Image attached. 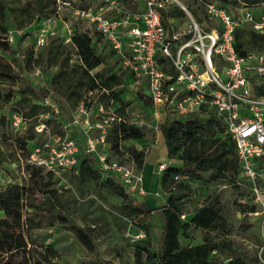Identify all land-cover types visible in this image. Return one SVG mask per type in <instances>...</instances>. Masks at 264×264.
Listing matches in <instances>:
<instances>
[{
	"label": "trees",
	"instance_id": "obj_1",
	"mask_svg": "<svg viewBox=\"0 0 264 264\" xmlns=\"http://www.w3.org/2000/svg\"><path fill=\"white\" fill-rule=\"evenodd\" d=\"M119 1L123 10L138 11L132 4L134 0ZM55 2L56 0H0V33L7 32V12L13 18L14 26L24 29L31 24L38 26L42 17L55 14ZM239 2L248 6H264V0H229L223 3L234 6ZM223 3L221 5L225 6ZM183 16L185 12L175 3L161 9V19L166 27V19L169 17L180 19ZM72 31L66 42L65 38L58 35L36 52L31 46L23 51L17 47L11 49L7 37L0 36V50L4 54H11L9 59L0 55V80L8 83L7 90L0 89V107L10 105L12 113L19 115L22 122L34 120L37 124H43L42 130L48 129L50 135L59 137L65 135L62 125L68 120L59 102L60 97L73 111L80 103L87 108V99L93 92L97 95L107 93L110 100L118 102L120 98L114 87L123 84L128 77L116 65L98 69L105 64V56L97 49L93 36L96 34L100 39L99 34H91L87 30ZM233 43L240 55L248 51H261L264 50V34L248 27H240L235 31ZM73 55L77 58L76 62L71 61ZM157 57L160 62H164L167 72L171 73L170 63L163 57ZM31 64L40 66L44 72L55 68L48 84L34 87L24 76V66ZM254 91L264 96V82L255 85ZM14 94L17 96L14 97ZM138 95L139 98L143 97L141 93ZM46 98H50L56 105L57 112L43 103ZM102 103L100 101L97 108ZM144 106H151L149 97ZM47 111L49 114L45 115ZM119 118L117 121L113 119V124L108 129L106 125L105 141L109 158L114 154L121 164L141 170L147 155L146 146L152 143L148 141L146 126H138L129 119ZM10 125L11 120L0 115V162L6 157L2 147L6 143L15 151L25 152L27 156L29 149L34 146L29 144L34 139L33 134L10 137ZM157 130L164 138L167 158L179 160L181 165L170 164L161 171L160 185L168 193V198L164 205L153 211L162 221L156 249L153 247L151 225L147 221L151 209L138 205L119 182L112 176L102 174L94 154L79 149L77 163L72 168L74 177L79 183L91 182L95 187L108 188L121 198V214L127 219L133 218L132 222L137 230L144 232L143 237L131 243L129 253L133 264H222L219 254H229L232 250L226 218L211 197L192 212H187L184 206L186 199L193 193L192 188L188 182L176 181L174 176L185 173L191 181L209 183L229 177L233 182L238 173L234 141L224 132L223 126L211 111L206 117L188 118L166 113L163 120L158 122ZM125 140L145 141L147 144L141 145V148L132 144L124 150L121 142ZM26 169L29 183L10 182L0 189V264H59L55 260L58 252L54 247L42 245L37 249L36 246L29 245L27 239L29 230L40 227L41 221L47 216H55L88 252H93L95 245L92 227L74 223L65 214L61 187L55 186L57 179L37 165L27 164ZM38 182L40 186L36 187ZM37 192H40L39 199L35 197ZM238 206L242 212L255 209L248 202L238 203ZM181 214H185V219L180 218ZM191 226L203 231L201 241L194 244L181 243V236L189 238ZM120 255L118 253L117 257ZM227 257V264H244L241 256ZM81 264L121 263L89 258Z\"/></svg>",
	"mask_w": 264,
	"mask_h": 264
},
{
	"label": "built area",
	"instance_id": "obj_2",
	"mask_svg": "<svg viewBox=\"0 0 264 264\" xmlns=\"http://www.w3.org/2000/svg\"><path fill=\"white\" fill-rule=\"evenodd\" d=\"M72 0H64L70 4ZM100 10H112L116 16L104 17L100 10L76 9V14L93 24L100 40L108 43L118 56L120 70L126 72L135 87L145 85L151 100L152 116L174 113L183 117H206L209 111L234 141L238 173L232 184L244 185L250 193V215L257 216L264 230V96L256 94L255 85L264 82V50L248 51L240 55L234 47L235 31L248 27L264 34V10L243 2L228 9L214 1L199 0L205 19L197 20L179 0H144L141 11H126L119 0H99ZM176 3L190 19H161V9ZM118 15V16H117ZM55 14L42 17L37 44L44 43V34ZM69 37L67 38V40ZM169 62L168 73L164 62ZM43 103L57 112L56 105L46 98ZM103 110V105H98ZM72 122H80L85 131L96 126L99 133L87 139L86 152L97 159V166L105 176H112L127 192L142 193L143 174L133 167L109 158L105 141L108 118L90 122L88 109L80 103L74 109ZM47 111L45 115H48ZM80 118V119H79ZM117 119H120L117 117ZM138 125H146L141 114L129 118ZM22 122L12 113L11 126ZM71 122V121H70ZM70 122H63V137L51 135L52 143H39L29 149V164L40 166L57 178L59 171L73 168L79 149L74 139L66 137ZM158 120L155 125L157 130ZM42 130L43 124H40ZM101 145V147H98ZM170 160H160L154 169L161 172ZM176 181L191 183L185 173L176 174ZM185 219V214L180 215ZM144 236L139 230L136 239ZM259 258L264 263V252Z\"/></svg>",
	"mask_w": 264,
	"mask_h": 264
},
{
	"label": "rangeland",
	"instance_id": "obj_3",
	"mask_svg": "<svg viewBox=\"0 0 264 264\" xmlns=\"http://www.w3.org/2000/svg\"><path fill=\"white\" fill-rule=\"evenodd\" d=\"M64 0H56L55 19L49 24V30H52L55 34L45 32L44 43L37 44V36L40 28L42 27L40 22L38 26L31 24L24 29H17L12 21L10 13L7 12V32L5 34L0 33V36H6L9 45L12 48L17 47L20 50H24L27 47H32L36 52L43 45L48 43L52 37L60 35L62 38L71 36L73 29L87 30L91 34H95L94 26L87 19L80 17L76 14V9H88L100 10L102 2L99 0H72L70 4H65ZM188 10L192 18L205 19L203 7L199 3V0H179ZM217 4H220L229 0H213ZM136 10L141 11L144 8V0H134L132 3ZM176 4V3H175ZM225 4V3H223ZM225 6L228 9H232L229 3ZM52 7V6H51ZM256 9L264 10V6L257 5ZM184 11V10H183ZM185 12V11H184ZM100 14L104 17L116 16V12L112 10H100ZM118 16V15H117ZM190 16L185 12V16L179 17L180 19H190ZM96 35V34H95ZM94 36L96 41V47L105 56V64H102L98 69H104L106 66H113L120 70L118 56L110 48L107 42L100 40L97 35ZM98 38V39H97ZM97 42H101L97 44ZM4 55L6 58H10L11 54H4L0 50V55ZM72 62H76L75 55L72 56ZM55 72V68H50L47 71H43L40 66L31 64L24 66V76L31 81L34 87H39L44 84H48L51 76ZM8 83L0 80V89L5 91L8 89ZM15 87V86H13ZM114 90L118 93L120 101L110 100L106 94L96 92L90 93L87 99V118L90 122H95L102 119V115L108 118L107 129L113 124V119L118 120L117 117L128 120L135 117L136 114H141L145 121V129L148 131V141L152 143L147 148L148 158L152 160L157 158L158 160H167L165 157V147L160 142L161 133L159 130H155L157 120L160 122L163 120L165 114L162 111L159 112L158 118L152 116V109L148 106H144V102L148 100V90L145 85L141 87H135L131 84V80L127 77L123 84L114 87ZM143 95L139 98L138 94ZM17 94H14L16 97ZM102 101L103 110L97 108V104ZM59 102L63 107L64 114L68 118L67 122H70L69 129L66 132V137L74 139L78 149L87 148V139L95 138L99 133L98 128L93 126L85 131V126L80 122H72L74 117V111L68 107L66 102L60 97ZM53 109L50 105L48 106ZM12 110L10 105H3L0 107V115H5L11 120ZM115 117V118H114ZM80 119V118H79ZM65 121V122H66ZM40 124L36 121H23L17 125L9 126V135L14 137L17 134H33L34 139L30 141L31 145L39 143H52L51 135L48 129L39 130ZM158 140V141H157ZM134 145L137 148H141V145L147 144L145 141L125 140L121 142V148L126 149L129 145ZM5 152V159L0 162V189L5 187L10 182H18L20 184L29 183L28 171L26 169L27 164L30 162L27 160L28 156L25 152L18 151L11 147L9 144L3 145ZM98 147H101L99 145ZM146 148V149H147ZM16 157V159H14ZM112 159L120 160L116 155L111 154ZM171 160V159H169ZM171 165H173L172 161ZM156 170H152L149 181L143 184L141 181L142 193L135 191L130 192V197L136 195L140 200L142 196H153L160 198L164 196V193L158 190L160 197L157 196L156 188ZM155 176V177H154ZM56 187H61L62 199L66 208L65 214L69 219L81 226L92 227V239L94 241V251L88 252L73 236L72 232L68 230L65 224L58 221L55 216H47L41 221V226L29 230L28 242L29 245L36 246L40 249L42 245H51L54 247L58 256L55 258L59 264H81L89 258H103L108 259L116 263L121 264H133L129 249L131 243L136 240V235L139 230L134 224L133 218L127 219L121 214L120 204L121 198L115 195L110 189L105 187H95L91 182L79 183L74 177L72 168H64L59 171ZM39 187V182L35 184ZM190 186L192 188V195L186 199L185 210L192 212L195 208L204 204L205 200L209 197L215 200L216 206L219 208L221 214L226 218L228 229L230 234L229 239L232 242V250L229 254L220 253L222 264H227L229 261L228 255L241 256L244 264H264L259 258L260 252H264V230L261 227V221L257 216L250 215L247 212H242L238 203H246L250 201V193L244 185H233L232 180L229 177L226 180H218L215 182H202L191 181ZM40 192L35 194L37 199L40 198ZM167 193V192H166ZM135 200V199H134ZM161 200V199H160ZM158 201V200H157ZM140 206L148 207L143 200L136 201ZM159 202V201H158ZM154 205H161L163 200ZM2 216V211H0ZM148 218V223L151 225V233L153 238V247L156 249L158 246V238L161 230L162 221L160 217L154 212H151ZM203 231L200 228L191 226L189 229V238H180L181 243L186 242L189 244L198 243L201 241V235ZM118 253H121L117 257Z\"/></svg>",
	"mask_w": 264,
	"mask_h": 264
},
{
	"label": "crops",
	"instance_id": "obj_4",
	"mask_svg": "<svg viewBox=\"0 0 264 264\" xmlns=\"http://www.w3.org/2000/svg\"><path fill=\"white\" fill-rule=\"evenodd\" d=\"M97 41V40H96ZM101 42H97V44H100ZM161 140H160V142H162L163 144H164V147H165V142H164V138H163V136H162V134H161V138H160ZM158 141V140H157ZM151 144V143H150ZM153 144V143H152ZM140 148V147H139ZM147 150H149L150 151V149L149 148H147ZM149 151H148V153H147V155H146V157H145V160H144V164H143V167H142V169L141 170H136V169H134L135 171H141L142 172V174H143V178H142V181H143V184H145V182L146 181H149L148 179L152 176H150V174H151V172H152V170H154L155 171V169H154V166H155V163L157 162V161H160V160H158L157 158H153L152 160H150V158H148V154H149ZM165 157L167 158V156H166V147H165ZM170 161H172L173 163V165H175V166H180L181 165V162L179 161V160H176V159H171ZM171 163V162H170ZM160 175H161V172H156V188H158V189H155V190H157L156 192H157V196H159L160 197V193H159V189H160V191L162 192V193H164V196H162V197H160V198H157V197H153V196H142L141 198H140V200L142 201H144L147 205H149L148 207H146V209H151V211L153 212L157 207H159V206H162V205H164V203L166 202V200H167V198H168V193H166L162 188H161V185H160ZM133 196V198L136 200V201H140V200H138L139 198V196L138 197H136V195H132ZM163 200V203L161 204V205H154V204H157V202L159 201H161V200ZM134 200V201H135ZM158 200V201H157ZM158 202V203H159ZM138 204V203H137ZM139 205V204H138ZM142 207V206H141ZM144 208V207H143ZM180 242H181V240H180ZM183 244H185L186 242H182Z\"/></svg>",
	"mask_w": 264,
	"mask_h": 264
}]
</instances>
